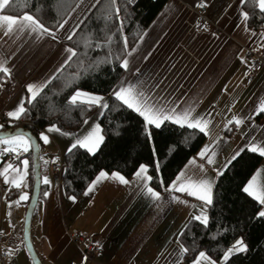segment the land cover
Listing matches in <instances>:
<instances>
[{
    "label": "crops",
    "instance_id": "0c3cea01",
    "mask_svg": "<svg viewBox=\"0 0 264 264\" xmlns=\"http://www.w3.org/2000/svg\"><path fill=\"white\" fill-rule=\"evenodd\" d=\"M9 1L0 0V110L13 123L74 56L68 41L100 0H80L56 31L31 15L3 14ZM245 1L168 0L123 61L114 97L148 125L171 122L206 137L166 189L152 185L147 167L141 166L129 178L101 172L78 197L64 192L66 168L58 175L51 165H66L65 155L75 147L90 153L99 149L104 96L83 91L72 96V101L97 106L75 137H65L56 126L39 132L42 192L31 236L42 264H181L180 236L191 221L207 222L217 177L244 149L264 157V68L254 79L246 77L250 49L264 48V28L248 27ZM199 4L205 5L211 33L196 29ZM258 4L264 9V0ZM26 140L17 141L20 152H14L11 163L4 158L11 144L0 145V232L6 235L0 249L6 258L0 264H33L24 240L34 184ZM3 187L13 188L4 193ZM246 191L260 201L264 216V161ZM73 232L88 234L99 252L89 258L71 240Z\"/></svg>",
    "mask_w": 264,
    "mask_h": 264
},
{
    "label": "trees",
    "instance_id": "16d2710c",
    "mask_svg": "<svg viewBox=\"0 0 264 264\" xmlns=\"http://www.w3.org/2000/svg\"><path fill=\"white\" fill-rule=\"evenodd\" d=\"M79 1L10 0L2 13L12 17L31 15L42 27L56 31ZM167 2L100 0L68 41L75 51L71 60L32 102L26 103L17 121L3 124L2 130L25 128L38 140L39 132L49 126L74 134L97 106L72 101V96L83 91L107 99L99 120L103 135L99 149L90 153L78 146L65 155L67 168L61 181L67 195H82L101 172H118L129 178L141 166L147 167L151 184L164 190L204 145L206 137L201 131L171 122L159 127L148 125L112 95L124 74L123 61L128 52ZM242 8L250 29L264 28V9L258 0H246ZM28 155L32 162L30 179L34 182L32 153ZM263 161L258 152L244 149L217 177L207 222L191 221L180 236L185 253L181 264H191L201 252L219 264H264L261 203L246 191ZM239 247L243 249L221 262L231 248Z\"/></svg>",
    "mask_w": 264,
    "mask_h": 264
},
{
    "label": "built area",
    "instance_id": "2783aa9c",
    "mask_svg": "<svg viewBox=\"0 0 264 264\" xmlns=\"http://www.w3.org/2000/svg\"><path fill=\"white\" fill-rule=\"evenodd\" d=\"M205 5H197V15L199 21L196 23V29L202 33H211L213 31L211 25H209L204 17ZM264 68V48L255 50L253 47L250 49V58L248 61V67L246 69V77L248 79H254ZM0 122L2 124H8V117L0 110ZM14 153L8 151L5 155V161L8 163L13 162ZM67 168L66 165L62 163H55L51 165V169L55 174L61 175V171ZM13 187H3V192L7 193ZM71 240L82 249L89 258H92L95 254L99 252V248L91 242V238L86 233L73 232L70 234ZM6 240V235L0 232V249ZM6 258V254L0 251V262H3Z\"/></svg>",
    "mask_w": 264,
    "mask_h": 264
},
{
    "label": "water",
    "instance_id": "95a60500",
    "mask_svg": "<svg viewBox=\"0 0 264 264\" xmlns=\"http://www.w3.org/2000/svg\"><path fill=\"white\" fill-rule=\"evenodd\" d=\"M15 136H24L29 140L31 144L32 157H33L34 184H33L31 199L28 204V208L26 212V219L24 226V240H25L26 249L28 251L32 263L42 264L41 260L39 259L34 249L32 236H31L32 218L36 206L38 204L41 194V188H42L41 147L38 138L28 129L19 127V128H11L0 131V140L12 138Z\"/></svg>",
    "mask_w": 264,
    "mask_h": 264
},
{
    "label": "rangeland",
    "instance_id": "374dc122",
    "mask_svg": "<svg viewBox=\"0 0 264 264\" xmlns=\"http://www.w3.org/2000/svg\"><path fill=\"white\" fill-rule=\"evenodd\" d=\"M0 123H2V122H0ZM65 137H75L76 136V134L74 135V134H68V133H66V134H63ZM78 135V134H77ZM82 135V134H81ZM19 139H23V140H25V141H27L26 140V138L24 137V136H15V137H12V138H8V139H4V140H0V145L2 144V143H10L11 145H10V147H7V148H5L4 150H10V151H12L13 153L15 152V153H19L20 151H19V149H17V148H19V146H18V144H17V141L19 140ZM1 159V158H0ZM0 164H1V161H0ZM243 249V247H239V248H231L230 250H229V252L226 254V256L222 259V263L223 262H225L233 253H236V252H238V251H240V250H242ZM193 264H210V261L208 260V258L206 257V254H200L198 257H197V259H196V261L195 262H193ZM213 264H215L214 262H213Z\"/></svg>",
    "mask_w": 264,
    "mask_h": 264
}]
</instances>
